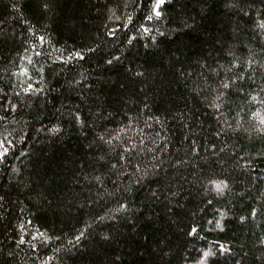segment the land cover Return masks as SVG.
<instances>
[{
	"label": "trees",
	"instance_id": "obj_1",
	"mask_svg": "<svg viewBox=\"0 0 264 264\" xmlns=\"http://www.w3.org/2000/svg\"><path fill=\"white\" fill-rule=\"evenodd\" d=\"M0 264H264V0H0Z\"/></svg>",
	"mask_w": 264,
	"mask_h": 264
}]
</instances>
